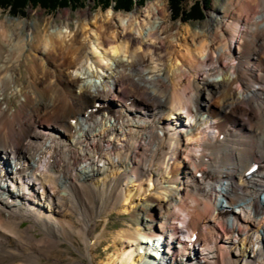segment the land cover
Instances as JSON below:
<instances>
[{"label": "bare ground", "instance_id": "bare-ground-1", "mask_svg": "<svg viewBox=\"0 0 264 264\" xmlns=\"http://www.w3.org/2000/svg\"><path fill=\"white\" fill-rule=\"evenodd\" d=\"M164 6L162 0L148 4L145 34L135 13L110 41L99 33L113 26H93L95 45L108 47L105 54L118 53L117 40L130 47L128 59L117 60L100 84L90 82L89 70L88 80L71 75L88 61L77 31L67 32L66 42L58 29L29 40L21 35L28 23H0V264H38V256L47 257L62 242L73 246L76 239L84 247L81 255L94 264L93 247L102 237L93 234L96 214L104 208L123 214L128 207L138 227L116 234L109 264H264V198L257 193L250 203L236 197L240 171L255 160L264 163V0H236L231 14L209 15L201 29L189 31V42L176 34L165 39ZM161 40L168 43L162 52L156 46ZM28 42L53 71L34 73L33 65L28 67L34 93L27 94V80L21 83L24 102L12 110L17 61ZM97 59L91 58L96 69H108ZM154 60L162 65L149 72ZM65 76L70 83L64 82L62 92L56 83ZM99 98L114 107L96 109L88 139H82V128H72L69 119ZM25 103L29 112L23 118ZM40 127L66 131L58 133L59 142L43 144L57 156L54 163L42 164L37 147L30 146L40 140ZM22 159L27 161L21 167ZM217 201L244 206L215 234ZM179 220L186 235L193 229L204 233L198 247L175 235ZM23 221L27 225L21 228ZM15 247L29 253L15 255Z\"/></svg>", "mask_w": 264, "mask_h": 264}, {"label": "rangeland", "instance_id": "rangeland-1", "mask_svg": "<svg viewBox=\"0 0 264 264\" xmlns=\"http://www.w3.org/2000/svg\"><path fill=\"white\" fill-rule=\"evenodd\" d=\"M158 0H144L142 3H138L137 0H133V4L130 7L128 11H122V10H114L113 9V2L109 3V6L107 7H101L99 5H96L92 0H83L80 5L76 6H69L66 8H61V9H56V10H44L36 6H27L25 9L21 10L20 13L16 15H11L9 12L6 10L3 11L0 9V23L2 21L7 22L10 21L11 24L7 23V26H11L12 24H17L18 22H26L29 25V29L27 30H21V35L26 36L25 38H32V35L37 36L38 34L43 35L45 33V30L48 29L54 30L58 29L61 30V34L64 35V40L66 42L67 37V32L70 31V35L73 32L79 33L81 37H79V42L82 46V52L84 57L87 58L88 61H84L83 64L81 63V68L79 67L76 72H72L71 75H74L75 77L78 76L80 79H85L88 80L89 78L87 77L88 70L91 72V79L90 82L95 83V84H100L101 78L103 77L102 75H105L106 73L109 72L110 68H114V65L116 64V61H126L128 59V56H126L125 51L127 49H130L128 43L126 41L122 40H117L115 42L117 45H119L120 49L118 53L116 52L115 54H112L110 51L107 50V54L104 53L103 50L107 49L108 47L101 49L98 48L95 45V40H96V35H97V30L93 27L94 25L98 26L99 29H101L102 26H113V28H109L107 30H104L103 32L99 33L101 38L110 41L111 38H113V35L116 33L114 31L120 30L118 28V25H126V20H127V15L130 13H135V15H138L137 21L140 24V28L143 31V33L148 32V26L146 25L147 19H144V11L146 10L147 6L151 2H156ZM235 1L236 0H181L179 4L177 5V9L179 12H183V14H187L190 10L196 6L198 9V12H201L200 18L196 19L194 17H185V16H178V11L176 14H174V8H172L169 0H162L164 2V7L162 8L163 10V16L167 20L164 25H166V28L168 29V33L165 35V39L170 35H179L182 37H185L187 40L185 41H191V36L190 32L199 30L201 29L204 24H207L208 16L209 15H214V16H221L223 14L229 15L231 12H233L234 7H235ZM180 7V8H179ZM113 12L115 15L114 20L109 21V18L107 16L111 13L109 11ZM174 11V12H173ZM190 11V12H191ZM194 12H196L194 10ZM86 13V14H85ZM196 14V13H195ZM86 15V16H85ZM161 15V14H160ZM180 15V14H179ZM141 16V17H140ZM199 17V14L195 15ZM114 17V16H113ZM89 22V23H88ZM95 22V23H94ZM109 22V23H107ZM106 24V25H104ZM32 25V27H31ZM68 26V27H67ZM34 30H33V29ZM69 28V29H68ZM118 28V29H117ZM90 29V30H89ZM79 30V31H78ZM30 31V32H29ZM32 31V32H31ZM39 31V32H38ZM73 31V32H72ZM177 32V33H176ZM171 33V34H170ZM60 34V35H61ZM84 34V35H83ZM59 35V36H60ZM68 35V36H70ZM103 36V37H102ZM110 36V37H109ZM112 36V37H111ZM188 36V37H187ZM109 38V39H108ZM30 40V39H29ZM83 42V43H82ZM163 45V46H162ZM29 47H25L24 53L22 54V58L20 56V64L16 68L15 73H18L17 79H13V84H12V93L8 104L11 106L12 110L18 107V103L24 102L22 101V97L19 92V86L21 83H24L25 80L28 82L25 84L26 92L29 94L28 90L31 89V93H34L33 88L31 87L30 81V75L27 74V69L28 67H31L33 65V72L37 73L38 69L39 72H52L53 68L51 65V62L45 58L42 59H37L36 53L34 51V47L32 44L28 42ZM156 46H160L161 52L163 51L162 48L167 47L168 43L166 40H161V43ZM32 47V48H31ZM31 48V49H30ZM84 48V49H83ZM97 50V51H96ZM86 52V53H85ZM109 53V54H108ZM158 51L156 52V54ZM105 54V55H104ZM128 54V53H127ZM109 55V56H108ZM159 55V53H158ZM25 56V57H24ZM95 56V57H94ZM113 56V57H112ZM153 56V57H152ZM30 57L35 58V61L33 62ZM107 59H105V58ZM108 57V58H107ZM91 58H98L103 59L102 62L103 66L108 67V69H101L98 70L92 65ZM150 58H154V54L150 55ZM59 60V59H58ZM57 62H60L57 61ZM154 63V64H153ZM153 63H151V69L148 70L149 72H157L158 69L161 67V62L154 60ZM156 63V65H155ZM160 64V65H158ZM59 65V64H58ZM92 65V67H91ZM39 66V67H38ZM154 66V69H153ZM159 66V67H158ZM43 69H40L42 68ZM38 68V69H37ZM96 69V71H95ZM18 70V71H17ZM87 71V72H86ZM107 71V72H106ZM38 72V73H39ZM98 72V74L96 73ZM100 73V75H99ZM27 74V75H26ZM26 75V77H25ZM52 78H56V74H52ZM52 78H48L51 80H54ZM67 77L65 76L64 79L62 78L60 80V84L56 83L58 86H56L59 91H63V86L66 83H70L69 80H66ZM56 81V80H55ZM52 81H50L51 83ZM65 82V83H64ZM55 84V82L53 83ZM74 90V93L77 92V90ZM46 92V87L45 91L42 94H45ZM16 96V97H15ZM31 97V96H30ZM37 97H41V93L37 94ZM100 100H103V98H99ZM98 100V99H97ZM119 102H121L122 98H119ZM91 104V103H90ZM27 109V110H26ZM22 113L20 116H24L23 118L28 116L29 112V106H27V103H25V108L23 109ZM42 111V110H41ZM25 113V115H24ZM28 120V119H27ZM25 120V121H27ZM135 188H130V194H134ZM85 198H87V195L85 194ZM84 201V199H83ZM104 208L102 211L98 212L96 214V219H95V226L93 230V234L95 236L101 235L102 237L100 238L101 242L100 243H95L94 244V249H93V263L94 264H109L110 260H112V256L115 255L113 251V246L112 243L114 242V239L116 238V234L121 231V229H128L130 231L135 230L138 227L137 222L133 219V212L129 211L130 208L128 207V212L120 214L118 211L114 210L111 211L110 213L107 212V209ZM78 211V210H77ZM80 211V210H79ZM105 212V213H104ZM63 213H62V218H63ZM103 216V217H102ZM66 220L76 224L74 222V219L68 217L65 215L64 217ZM158 221H155L153 223H157ZM174 226L178 228V231L176 232V236L178 239H182L184 234L186 233V230H179L181 227L184 225L182 223V220L175 221ZM27 225L26 221H23L20 224V227L23 228ZM141 226V225H140ZM105 227V228H104ZM104 234H103V231ZM37 231V230H36ZM27 231L23 232L26 234ZM36 232H32V234L35 237H38ZM106 233V234H105ZM105 237V238H104ZM145 237V236H144ZM142 238V237H140ZM148 241H150L149 238H147ZM80 239H76L75 242H72L73 246H71L69 243L62 242L61 246L58 250L53 251L50 253L47 257L44 256H38V264H68L69 262H75V264H89L88 260L85 259L81 254L84 252V247L82 243L79 242ZM108 249V250H107ZM139 251V249L137 250ZM143 249H140L138 252L139 255L143 256ZM27 254L29 252H26L22 247H15L13 249V253L15 255L21 256L22 253ZM14 264H20V261H15Z\"/></svg>", "mask_w": 264, "mask_h": 264}, {"label": "trees", "instance_id": "trees-1", "mask_svg": "<svg viewBox=\"0 0 264 264\" xmlns=\"http://www.w3.org/2000/svg\"><path fill=\"white\" fill-rule=\"evenodd\" d=\"M83 0H0V9L3 11L9 12L11 15H16L21 12V10L25 9L27 6H36L46 11L48 10H56L61 8H66L69 6H76L80 5ZM96 5L101 7H108L110 2H113V9L114 10H122L128 11L132 4L134 3L133 0H92ZM144 0H137L138 3H142ZM172 8H174V14L178 11V16H185V17H194L199 19L201 16V12H198L196 6L192 9V11L188 12L187 14H183V12H179L177 9V5L181 0H169ZM180 8V7H179ZM194 10L196 12H194ZM198 16H195L196 14ZM180 14V15H179Z\"/></svg>", "mask_w": 264, "mask_h": 264}]
</instances>
